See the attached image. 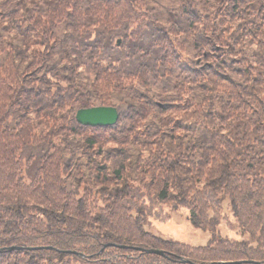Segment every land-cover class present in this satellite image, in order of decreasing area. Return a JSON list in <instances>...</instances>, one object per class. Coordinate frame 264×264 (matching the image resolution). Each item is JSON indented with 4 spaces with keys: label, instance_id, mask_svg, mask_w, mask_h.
I'll return each mask as SVG.
<instances>
[{
    "label": "trees",
    "instance_id": "trees-1",
    "mask_svg": "<svg viewBox=\"0 0 264 264\" xmlns=\"http://www.w3.org/2000/svg\"><path fill=\"white\" fill-rule=\"evenodd\" d=\"M157 203L210 242L145 230ZM183 259L264 264V0H0V264Z\"/></svg>",
    "mask_w": 264,
    "mask_h": 264
},
{
    "label": "rangeland",
    "instance_id": "rangeland-1",
    "mask_svg": "<svg viewBox=\"0 0 264 264\" xmlns=\"http://www.w3.org/2000/svg\"><path fill=\"white\" fill-rule=\"evenodd\" d=\"M222 206L221 215L224 218L216 227L217 233L235 240L248 239L249 236L241 230L239 223L235 220L228 201H224ZM149 210L154 216L145 218V230L156 236L195 247L206 246L213 237L212 230L199 228L190 221V211L185 207L173 205V203H162L160 206L157 203L155 209L151 205ZM255 245L258 246V242Z\"/></svg>",
    "mask_w": 264,
    "mask_h": 264
},
{
    "label": "water",
    "instance_id": "water-1",
    "mask_svg": "<svg viewBox=\"0 0 264 264\" xmlns=\"http://www.w3.org/2000/svg\"><path fill=\"white\" fill-rule=\"evenodd\" d=\"M120 43V41H119ZM77 120L80 124L86 126H112L115 125L120 117L119 111L117 108L112 106H98V107H90L80 109L77 112ZM111 246H117L115 244H110ZM120 248H124V246H118ZM40 248H51V247H40ZM12 249H17V247H12ZM32 249H39L32 248ZM141 251H145L147 253H155L159 255H165L164 251L157 250V249H141L137 248ZM182 262L195 264L190 260L183 259ZM253 264H263L262 262H251Z\"/></svg>",
    "mask_w": 264,
    "mask_h": 264
}]
</instances>
